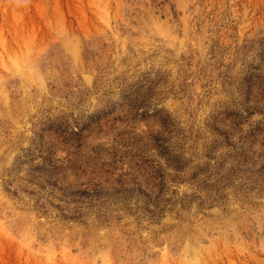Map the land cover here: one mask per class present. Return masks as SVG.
<instances>
[{"label":"rangeland","instance_id":"obj_1","mask_svg":"<svg viewBox=\"0 0 264 264\" xmlns=\"http://www.w3.org/2000/svg\"><path fill=\"white\" fill-rule=\"evenodd\" d=\"M0 264H264V0H0Z\"/></svg>","mask_w":264,"mask_h":264}]
</instances>
